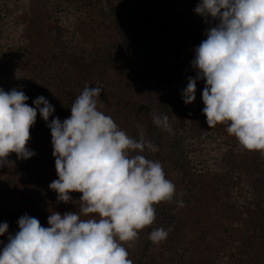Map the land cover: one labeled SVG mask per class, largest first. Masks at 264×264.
Masks as SVG:
<instances>
[{
	"label": "trees",
	"instance_id": "obj_1",
	"mask_svg": "<svg viewBox=\"0 0 264 264\" xmlns=\"http://www.w3.org/2000/svg\"><path fill=\"white\" fill-rule=\"evenodd\" d=\"M45 1L21 2L27 18L25 30L20 32L17 52L13 53V46H8L12 43L8 38H0V71L13 74L12 89L22 90L29 97L26 103L33 107V101L44 96L55 109L49 117L50 122L55 117L63 121L71 115V105L86 85L99 86L102 103H98V109L111 116L128 135L139 139L140 133H145L144 126L150 125L148 141L152 144L157 133H167L171 138L167 142L168 152H173L175 161L172 169H168L167 179L174 183L176 194L172 201L154 205L156 219L151 226L139 231L137 240L122 242L129 252L128 258L133 264H264V152L244 149L227 132L230 122L208 126L203 112L198 113L202 111L198 103L204 105L201 100L184 103L182 92L188 82L186 79L195 69L192 66L187 70L168 69L169 74L160 86L162 89L152 81L143 83L152 94V103L145 105L140 98L144 90L142 85L117 81L113 75L123 72H111L116 68L103 54L91 59L78 51L76 23L72 20L74 26L64 31L63 22L68 13L62 12L63 16L58 14L51 19L50 8L59 7L62 0H52L49 6L42 7ZM83 1L78 0L81 5ZM122 1L131 12L129 18L128 14L124 16L130 36L128 41L138 52L140 68L144 69L149 62L146 49L159 40L163 42V37L175 35L176 29L181 27L184 10L179 0ZM196 2L197 5L200 0ZM6 3L9 4L6 13L10 14L13 4L11 0L3 4L6 6ZM67 8L71 9L70 16L82 13L78 11L80 7L68 5ZM47 9L45 16L43 11ZM195 16L205 22L201 15L196 13ZM142 69L139 74L144 81ZM4 79H0V88L7 91L11 86ZM153 114L168 117L167 130L153 123ZM203 123L206 125L202 126ZM196 132L201 136L195 135ZM30 134L52 154L51 131L39 112ZM212 154L220 166L213 165ZM142 155L158 160L157 152L145 151ZM244 171H252L254 178L247 177ZM243 182L245 184H241ZM220 184L223 185L221 191L217 190ZM77 194L79 200L82 194ZM53 211L56 212L54 205L44 198L32 215L42 226L48 227V216ZM20 217L21 213L17 212L14 217L4 218L11 235L19 231L17 221ZM158 228L168 231V236L153 243L149 234ZM183 237L186 248L183 251L187 256L178 257Z\"/></svg>",
	"mask_w": 264,
	"mask_h": 264
},
{
	"label": "clouds",
	"instance_id": "obj_2",
	"mask_svg": "<svg viewBox=\"0 0 264 264\" xmlns=\"http://www.w3.org/2000/svg\"><path fill=\"white\" fill-rule=\"evenodd\" d=\"M194 11L216 23L194 50L196 76L183 89L184 103L196 99L197 81H205L202 111L208 126L230 122L227 132L244 149L264 152V0H200ZM101 91L86 85L71 115L49 122L55 109L44 96L33 107L22 90L0 88V167L15 165L12 153L20 160L36 155L27 145L39 112L51 131L58 176L49 188L59 202L79 205L77 212L53 211L48 227L21 216L19 231L0 251V264H133L122 242L137 240L154 223V205L173 200L176 188L162 163L142 155L158 147L143 132L139 139L128 135L100 111ZM153 123L168 129L166 115L153 114ZM73 192L82 194L79 201H73ZM8 228L0 223V236ZM167 236L158 228L149 239L159 243Z\"/></svg>",
	"mask_w": 264,
	"mask_h": 264
},
{
	"label": "rangeland",
	"instance_id": "obj_3",
	"mask_svg": "<svg viewBox=\"0 0 264 264\" xmlns=\"http://www.w3.org/2000/svg\"><path fill=\"white\" fill-rule=\"evenodd\" d=\"M4 1L8 2V0H0V38L1 40L8 38L9 42H12L8 46H13L11 49L13 48V53H15L20 48L18 46L20 32L24 31L26 27L25 20L27 17L25 16V7L21 4L23 0H11L13 4L12 10L10 14H7L6 9L9 4L6 3L5 6L3 4ZM51 1L46 0L41 4L42 7L49 6ZM81 2H78V0H62L59 7H52L50 10L47 9L43 12L46 16L49 10V16L51 13L53 14L52 18L50 17L51 19L55 18L58 14L63 16L61 14L62 12L68 13L63 22L64 31L73 25L72 20L76 23L77 29L79 30L77 37L78 51H81L87 57L91 56V59H94L95 55L99 56L103 54L104 58L108 59L109 64L116 68L111 69V72H123L119 76L113 75L117 81L123 82L124 84H126V81L136 82L139 87L143 83L145 85V82L148 81L154 82L158 87L163 86L162 84L166 80V75L170 71L168 69L177 67L178 69L187 70L191 66V61L194 59L195 48L199 46L202 40L206 39V30L215 24L211 23L210 25L209 23L202 22L195 16L194 9L197 6L196 0H179V5L184 10L180 19L181 27L176 29L173 37H163V42L159 40V43L146 49L149 55V62L142 69V67L140 68L141 63L138 59V52L128 41V37L130 36L128 30H126L124 16L128 14L127 18H129L131 12L129 8L124 7L123 1L84 0L83 5H81ZM68 5L72 7L76 6L77 8L80 7L81 10L78 11L82 13L77 15L72 13V16H70L71 9L67 8ZM12 11L14 14H12ZM8 46L7 48H9ZM140 69H142V77H145L146 81L141 79L139 74ZM2 72L0 71V79L4 77V81L8 82L12 89L13 74L9 71ZM195 76L196 70H193L190 77L195 78ZM186 81L188 80L186 79ZM204 87L205 81L198 80L195 93L198 101L201 100L203 102L202 92ZM182 88L184 87L182 86ZM11 89L8 88L6 90L10 91ZM143 89L140 92V98L145 105H150L152 103V94L145 87ZM198 106L202 110L205 107L201 103H198ZM199 112L203 111L198 110ZM204 124L206 125V123H203L202 126ZM202 126H199V128H202ZM143 130L145 132V140H149L151 126H144ZM200 132L201 130L199 129ZM199 133L196 132L195 135H200ZM168 140H171V138L167 136V133L161 132L157 133L155 140L152 141L153 145L158 147L156 158L158 161L161 160L165 173L168 172V169H172V162L175 161L173 152H168V150L170 151V147L167 145ZM209 144L212 143L210 142ZM27 146L36 155L26 160H20L17 159L15 153H12L9 159L15 161V165L0 167V223L6 222L4 220L6 216L14 217L17 212L19 214L21 213V216L27 214L33 217V211L37 210L44 198L49 201L50 205H54L56 212L61 214L79 211V205L76 203L59 202L57 200L58 194L49 188L50 183L58 179L55 169V157L46 152L40 142L35 139L33 140L31 138ZM218 147L219 145L217 149ZM189 151L194 153L195 149H189ZM215 159V155L212 154L211 160L214 161L213 165L215 167L220 166L219 162L216 161L217 159ZM169 174V172L166 173V178L169 177ZM244 174L249 178H254L252 171H244ZM241 184H245V182ZM222 187L223 185L220 184L218 189H216L221 191L223 190ZM239 188L245 191V188ZM70 195L73 201H79L77 192L70 193ZM6 213L8 214L5 215ZM9 235L10 233L6 232L3 236H0V241L3 242L0 243V251H2L4 245L8 242ZM184 242L185 237L182 238V247L180 248L179 254H177L178 257L187 256L183 251L186 249L183 246Z\"/></svg>",
	"mask_w": 264,
	"mask_h": 264
}]
</instances>
